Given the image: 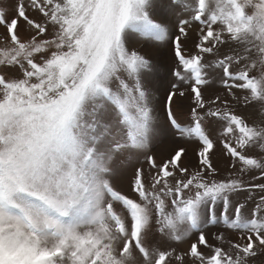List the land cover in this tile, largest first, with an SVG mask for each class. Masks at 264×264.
I'll list each match as a JSON object with an SVG mask.
<instances>
[{"label": "snow or ice", "instance_id": "snow-or-ice-1", "mask_svg": "<svg viewBox=\"0 0 264 264\" xmlns=\"http://www.w3.org/2000/svg\"><path fill=\"white\" fill-rule=\"evenodd\" d=\"M7 12L0 7V264H249L264 253V119L232 107L264 117V0H16ZM193 25L196 53L185 54ZM170 29L176 83L160 121L144 79L155 66L128 45L133 34L164 42ZM214 69L227 98L206 100ZM181 84L192 101L183 123L173 110L187 95ZM169 130L195 144L197 163L183 164L184 146L156 162L151 148ZM217 143L228 175L213 163ZM128 168L134 196L113 184ZM182 242L186 251L173 247Z\"/></svg>", "mask_w": 264, "mask_h": 264}, {"label": "rangeland", "instance_id": "rangeland-1", "mask_svg": "<svg viewBox=\"0 0 264 264\" xmlns=\"http://www.w3.org/2000/svg\"><path fill=\"white\" fill-rule=\"evenodd\" d=\"M16 0H0V7H4L8 9L7 15L11 17L13 14L14 6ZM179 11V8L177 9ZM30 17L33 19L41 20V17L38 13L29 11ZM156 18V17H154ZM28 26L24 21H20L19 24V35L22 39L28 38L32 33L30 31H26ZM198 25L192 26V31L189 33L187 39L182 38V46L186 49L185 54H195L196 48L195 45L198 42L197 35ZM172 31H169V39L164 42H153L146 41L144 39L138 38L136 34H133L130 41L129 47L135 49L142 54H145L155 66L151 73H146L144 75L145 83L150 88L151 91V101L153 106L156 108V116L158 120H164V111L162 108V104L166 99V93L171 90V85L176 83L174 76L172 75V70L177 67V60L174 54V45L172 43ZM179 34L178 32L176 33ZM7 35V30L4 25H0V45H2L4 41V37ZM232 47V45H224L219 49V55L222 56L228 48ZM216 57L212 55L205 54L204 61L207 63ZM212 76L214 77V82L206 87L202 88L205 99H209L213 95H220L222 98H227V93L223 87L219 85V80L222 78V72L219 69H214L212 71ZM181 88L184 89L187 95L184 98L175 97L173 103V110L177 116L179 122L183 123L188 120L190 107L192 106V101L190 99L191 92L188 88V85L181 84ZM237 95H242V93H237ZM234 110L238 112H242L246 117L249 118V121L252 120L259 121L264 119V117L258 115L255 110V106L243 108L237 105H232ZM177 146H184L187 148V155L183 157V164H195L197 163V157L195 156V144L189 143L183 139L176 138L171 130L167 133V135L162 136L159 139V142L155 143L151 148V154L155 157L157 163H162L165 159H168L171 151ZM141 159H143L141 157ZM213 163L220 169L221 175H228L227 164L228 161L224 159L221 155L219 144L217 143V149L212 154ZM135 166V162L133 161ZM145 169L148 168L147 163L141 165ZM133 168H128L125 172L115 176L113 178L114 186L123 192L124 194L134 196L130 188V180L132 178ZM236 175V173H233ZM245 180H248V177L245 175L242 177ZM146 182L150 179V177L145 176ZM258 183H264V181H256ZM247 196V193H240L238 199H244ZM251 205H249V208ZM223 229L222 225L212 226L208 229L209 233H216L217 228ZM225 239H237V234L232 232L231 230H224ZM195 237H193L194 239ZM190 242H182L178 244H174L178 250H187ZM209 243L217 244L218 242L212 239L209 236ZM201 251L208 252V249L202 248ZM186 264H192V261H186ZM249 264H264V253L258 255L255 258H251Z\"/></svg>", "mask_w": 264, "mask_h": 264}]
</instances>
